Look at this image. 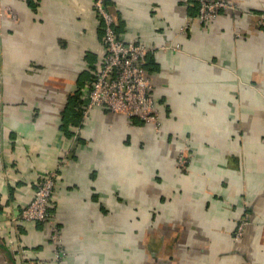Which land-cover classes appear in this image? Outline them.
Returning <instances> with one entry per match:
<instances>
[{"label": "crops", "instance_id": "1", "mask_svg": "<svg viewBox=\"0 0 264 264\" xmlns=\"http://www.w3.org/2000/svg\"><path fill=\"white\" fill-rule=\"evenodd\" d=\"M106 1L120 38L159 46L162 128L84 116L105 55L93 0H0V264H264V0L203 23L198 2ZM60 165L57 261L50 227L14 218Z\"/></svg>", "mask_w": 264, "mask_h": 264}, {"label": "built area", "instance_id": "2", "mask_svg": "<svg viewBox=\"0 0 264 264\" xmlns=\"http://www.w3.org/2000/svg\"><path fill=\"white\" fill-rule=\"evenodd\" d=\"M191 5L199 3L198 20L209 22L215 19L222 8L231 5L222 0H183ZM93 5L104 23L105 55L102 63L89 82L88 100L83 104L84 116L88 118L96 107H105L116 113L126 115L132 124L140 118L159 131L163 125L162 113L154 95V82L146 63L149 54L159 49L157 45H149L139 40H123L117 33V20L109 10L106 0H93ZM264 24V18L261 19ZM190 27V19L183 26L181 33ZM180 33V34H181ZM165 47V46H162ZM178 46H175V48ZM183 147L178 152V163L184 169L188 168L190 154ZM61 165L45 173L39 180L36 194L30 204L18 214L14 220H29L45 222L50 227L51 238L55 249V260L61 261L65 255L64 249L58 245L59 228L53 210L56 207V187L60 176ZM248 224V217L243 216L237 229V237L243 234Z\"/></svg>", "mask_w": 264, "mask_h": 264}, {"label": "trees", "instance_id": "3", "mask_svg": "<svg viewBox=\"0 0 264 264\" xmlns=\"http://www.w3.org/2000/svg\"><path fill=\"white\" fill-rule=\"evenodd\" d=\"M184 2V1H183ZM196 1H194L193 3H195ZM184 4L186 5V6H188V7H191V5H188V4H186L185 2H184ZM108 5V4H107ZM198 10H197V12H198V16H199V3H198V8H197ZM110 10V9H109ZM99 19L101 20V23H102V19L100 18V16H99ZM104 24V23H103ZM146 65H147V63H146ZM76 98H78L79 99V103L81 104L82 103V100L80 99V97H79V95L76 97ZM81 113V112H80ZM81 116H82V114H81ZM126 116V115H125ZM127 118V117H126ZM82 119V118H81ZM80 119V121H78L77 122V124H79L82 120ZM137 119V118H136ZM135 119V120H136ZM134 120V121H135ZM145 122V121H144ZM146 123V122H145ZM38 187V186H37ZM57 188V187H56ZM42 224H45V222H41Z\"/></svg>", "mask_w": 264, "mask_h": 264}]
</instances>
